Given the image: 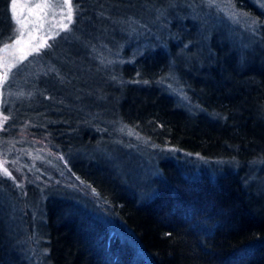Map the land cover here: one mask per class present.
<instances>
[{"label": "trees", "instance_id": "1", "mask_svg": "<svg viewBox=\"0 0 264 264\" xmlns=\"http://www.w3.org/2000/svg\"><path fill=\"white\" fill-rule=\"evenodd\" d=\"M73 1L72 30L107 46L81 44L77 54L91 80L86 111H54L44 98L47 112L29 103L13 114L44 126L87 186H57L41 221L28 223L41 232L45 264H264V12L232 0L260 22L254 35L199 0H188L198 18L186 0ZM99 53L118 64L105 68ZM119 125L168 154L145 155ZM19 245L0 214V264H29Z\"/></svg>", "mask_w": 264, "mask_h": 264}, {"label": "rangeland", "instance_id": "2", "mask_svg": "<svg viewBox=\"0 0 264 264\" xmlns=\"http://www.w3.org/2000/svg\"><path fill=\"white\" fill-rule=\"evenodd\" d=\"M186 1L183 3L188 8V15L193 18L202 15L196 13L190 2ZM251 1L258 10L264 12V0ZM16 2L15 18L12 9L13 0H10L8 7L10 13L0 11L2 77L7 72L6 78L0 80V165L11 174L5 175L0 169V214L12 245L17 247V244H20L21 251L29 261L38 264L43 263L44 260L45 263L47 262L44 256L46 246L40 239L41 232L37 225L41 221L39 216L44 212L42 209L44 195L56 191L57 186L59 190L73 189V194H76L77 189L84 191L87 186L75 178L65 153L62 151L61 153L54 146L44 126L36 122L31 124V121L25 120L24 117L13 121L12 114L22 110L18 108L20 104L27 112L29 103L34 106L41 104L40 107L47 112L46 103H42L44 98H47V103L55 106L54 111L65 107L69 108L68 113L72 116L78 112L84 113L86 111L85 94H89L90 90L82 87L84 84L91 86V80L88 75H84V59L81 58V62L77 59V54L81 52L80 45L82 44L83 48L89 47L90 51H93L91 47L94 44L98 46L97 43L104 46L103 48L107 46L103 43L106 40H91L92 45L84 42L83 38L72 30V23L68 30L62 29L61 25L67 23V20L62 18L67 8L66 6L57 7V5H62L64 0H16ZM199 2L205 4L204 13L224 18L228 25L235 27L238 25L254 35L262 30L260 22L247 11L235 7L232 0H199ZM36 4H50L53 7L36 9L34 7ZM71 4L74 19L73 0ZM22 5L27 7H21ZM17 40L19 43L16 42ZM263 42L261 41V44ZM113 46L116 47L114 50L118 54L121 44L116 43ZM44 50H47L46 54H43ZM99 58L98 60L104 64L105 68L118 64L116 55L111 57L99 53ZM5 62L7 67L4 66ZM67 69L71 70L69 78L65 77ZM167 76L168 81H173L174 84L171 90L183 94L174 83L175 76L171 73ZM106 101V98H102L104 105ZM117 129L121 131H118L120 137L124 140L126 138L132 145L140 146L144 154L149 157L168 154L166 149L154 145L148 138L128 127L119 125ZM134 149V147L129 148L131 155L136 153ZM135 169L142 170L140 162L136 164ZM124 170L132 173L130 168H124ZM145 170L143 167L142 171ZM261 171L264 174V168ZM28 223L37 224H32L31 227Z\"/></svg>", "mask_w": 264, "mask_h": 264}, {"label": "snow or ice", "instance_id": "3", "mask_svg": "<svg viewBox=\"0 0 264 264\" xmlns=\"http://www.w3.org/2000/svg\"><path fill=\"white\" fill-rule=\"evenodd\" d=\"M66 6L67 8V11H66V14L63 15V19H66L67 20V23L66 24H62L61 27L63 30H68V27L69 25L72 23L73 21V8H72V4H71V0H64V3L62 5H57V7H61V8H64ZM21 7H27V5H22ZM34 7L36 9H40V8H50V7H53V5H50V4H36L34 5ZM16 8H17V2L16 0H13V3H12V9H13V17L15 18L16 17ZM19 23V21H18ZM17 43H19V40L16 41ZM6 48L8 47L7 45L5 46ZM4 66L7 67V64L6 62L4 63ZM7 76V72H5L4 74V77H0V80L6 78ZM6 119V118H5ZM0 169L3 170V173L5 175H8L10 176L11 174L7 171L6 168H3L2 165H0Z\"/></svg>", "mask_w": 264, "mask_h": 264}, {"label": "bare ground", "instance_id": "4", "mask_svg": "<svg viewBox=\"0 0 264 264\" xmlns=\"http://www.w3.org/2000/svg\"><path fill=\"white\" fill-rule=\"evenodd\" d=\"M7 108V107H6ZM10 111V110H9ZM11 113V112H10ZM12 114V113H11ZM13 115V114H12ZM45 264V260L43 262ZM43 263H38V264H43ZM47 263V262H46ZM29 264H37V263H32V262H29Z\"/></svg>", "mask_w": 264, "mask_h": 264}, {"label": "water", "instance_id": "5", "mask_svg": "<svg viewBox=\"0 0 264 264\" xmlns=\"http://www.w3.org/2000/svg\"><path fill=\"white\" fill-rule=\"evenodd\" d=\"M0 77H2V72L0 71Z\"/></svg>", "mask_w": 264, "mask_h": 264}]
</instances>
